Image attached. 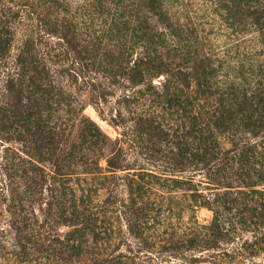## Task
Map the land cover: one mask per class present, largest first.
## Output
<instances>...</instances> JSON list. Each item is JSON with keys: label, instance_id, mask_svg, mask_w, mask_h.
Segmentation results:
<instances>
[{"label": "trees", "instance_id": "trees-1", "mask_svg": "<svg viewBox=\"0 0 264 264\" xmlns=\"http://www.w3.org/2000/svg\"><path fill=\"white\" fill-rule=\"evenodd\" d=\"M178 2L181 0H80L75 4L66 0H0V74L5 76L0 126L8 130L16 125L27 131L26 139L19 135L15 139L25 142L28 151L33 150L37 157L48 155L47 161L54 169L52 176L64 177L61 166L79 165L82 174L98 180L102 172L115 174L130 169L123 164L126 152L83 115V107L70 95L64 98V148H58L61 143L56 140V129L48 130V137L43 136L48 124L47 120L41 121L42 114L50 111L49 104L54 99L51 65L61 66L60 73L70 77L73 84L80 80L88 88L93 104L106 102L113 96L112 88L122 87L125 92L115 100L120 108L111 123H125L127 114L131 135L147 137L151 142L142 146V152L153 158L160 156L158 160L163 165L160 172L143 168L127 172L123 177L127 190H137V194L131 191V196L142 199L144 192L139 191L154 190L152 185L161 178L174 189L193 190V185L192 189L185 188L191 185L193 174L199 173L203 181L198 186L225 190L211 194L212 200L203 195L190 196L195 206L211 208L213 219L208 230L222 241L230 233L223 211H230L229 205L243 211L264 198V192L258 189L264 185V68L239 72L230 82L220 80L222 61L205 44L206 40L199 38L191 23L181 24L170 14L168 4ZM211 2L223 13L228 28L236 33L259 34L262 51L244 56L243 61L264 58V10L259 0ZM20 25L23 34L15 49L16 69L11 76L6 73L7 64ZM53 39L57 41V51L51 49ZM68 62L69 68H64ZM245 74L252 80L244 81ZM97 76L105 80L104 84L96 82ZM169 109L177 114L180 126L172 144L166 142L172 146L166 151L153 141H167L169 133L162 129L156 113ZM32 127L35 131L30 130ZM222 136L229 143L226 149L219 142ZM162 152L166 153L160 155ZM31 165L27 160L12 167L20 166L22 172H29V188L39 189L44 175L39 167ZM240 171L243 175H238ZM230 181H237V185ZM52 183L58 181L50 178ZM14 193L0 190V200L8 202L3 210L0 206V219L4 213L8 216L6 228L0 230V258L6 254L14 264H32L36 253L45 252L54 264H71V254L82 245L72 239L63 240L56 232L67 221L62 203L48 202L44 218L38 220L33 211L27 214L23 207L33 205L39 190H23L17 206ZM146 211L142 207L131 210L135 224L154 220L156 216ZM100 213L96 206L84 209L78 212L77 224L94 235L101 229L97 227L102 223ZM8 243L10 248H6ZM202 244L200 247H204ZM194 246L190 245V249ZM66 254L68 259L64 258ZM107 262L102 259L92 264Z\"/></svg>", "mask_w": 264, "mask_h": 264}, {"label": "rangeland", "instance_id": "rangeland-1", "mask_svg": "<svg viewBox=\"0 0 264 264\" xmlns=\"http://www.w3.org/2000/svg\"><path fill=\"white\" fill-rule=\"evenodd\" d=\"M66 1L75 4L80 0ZM259 2L263 5L264 10V1L259 0ZM168 6L170 14L181 24L191 23L193 25L192 27L195 28L199 38L205 39V44L222 61V68L218 73L220 80L230 82L238 77L239 72L247 73L248 70L256 72L259 67L264 68V58L262 57H251L250 60L244 59L245 61H243L244 56L250 57V55L262 51L259 34L254 31L245 34L236 33L228 28L223 22V13L216 8L211 0H181L177 4H168ZM17 28L11 58L7 64L8 71H6L11 76L16 69L14 64L15 49L23 34V27L20 25ZM52 42L51 49L57 51L56 39H53ZM69 66L70 62L64 68H69ZM240 66H243L242 70ZM51 68L55 83L53 84L55 89L52 91L54 99L49 104L50 111L46 115L42 114L41 121L47 120L48 124L47 127H44L43 136L48 137V130L56 129L59 133V138L56 140L61 143L58 148L59 150L64 148L63 142L66 136L63 131L66 128L67 113L64 98L66 95H70L72 100L83 107V115L93 121L112 142L116 143V147L119 144L121 150L124 149L126 154L122 156L125 160L123 164L130 168L115 174L102 172L98 175L101 176L100 179L97 180L95 177L93 181L90 176L82 174L79 165L70 168L61 166L60 173L64 174V177L55 175L53 177L50 172L54 169L47 161V158L50 157L46 154H42L41 157L35 156L33 150L28 151L25 142L15 139L17 135L25 136L24 139H26L27 131L16 125L8 130L3 128L4 125L0 126V190L15 192L13 195L16 196V206L22 197L23 190H39L40 194L34 196L33 205L26 204L23 207L27 214L30 210L33 211L38 220L44 218L43 214L47 209L48 202L62 203V209L66 211L64 217L67 221L57 227L56 232L59 233L61 239H72L73 242L77 241L82 245L81 248H75L76 251L71 254L73 256V259H70L71 264L77 262L92 264L95 260L102 259L108 261L105 264H264V198L257 200L255 206L243 211L239 206H236L239 210H235V206L229 205L228 208L231 210L223 211V219L230 233L220 241L215 239L212 234L210 235L208 230L213 219L211 208L195 206L190 196L192 194L194 196L203 195L212 200L211 194L222 193L225 190H205L206 185L198 186V182L203 181L199 173L193 174L191 185H187L185 188L192 189L193 185V190L174 189L171 184L163 182L161 178L152 185L154 190L139 191L144 192L142 199L136 198L137 195L131 196V191H134L132 194H137V190H127V182L123 178L128 174L127 172L139 171L140 168L146 171L160 172L163 165L162 160H158L160 156L153 158L148 153L142 152V146H147L151 142L147 137L134 138L133 134L131 135L132 125L127 121V114H124L125 123L118 126L111 123L110 119L116 115V110L120 108L115 100L121 92L125 91L122 87L112 88V97H108L106 102L100 101L93 104L87 92L88 88L80 80L73 84L70 77L60 73L61 66L51 65ZM243 79L249 81L252 80V77L245 74ZM4 80L5 76L0 74V96L4 88ZM96 80L98 84L105 82L98 76ZM156 115L164 132L169 134L166 138L167 141L162 142L155 139L153 142H156L161 150L167 151L172 146L166 142L172 144L173 134L180 126V122L177 114L170 109L158 110ZM30 130L35 131V128L32 127ZM48 142L46 141V143ZM219 142L221 148L229 147L226 137H219ZM262 148L264 153V145ZM165 153L162 152L160 155ZM27 160H31V166L39 167L44 175L39 189L29 188L30 184L26 178L29 172H22L20 166L12 167L18 162ZM100 165L102 168L105 167L103 162ZM11 167L12 169L8 171ZM261 170L264 172V166L263 169L261 167ZM238 175H243V171L238 172ZM50 178H53L54 181L57 180L58 183L50 184ZM120 178L122 179L120 180ZM235 182H231V184L236 186ZM202 188L205 191L199 190ZM258 189L264 192V185ZM131 198L135 199V202H132ZM196 199L198 198L196 197ZM5 204L8 202L0 200L2 210L5 208ZM93 206H96L97 211H100V215L103 216L102 223L97 225L101 229L94 231V235L90 233V230L87 231L79 226L76 219L79 216L78 212H83L84 209ZM136 207L147 208L146 213L156 217L154 220H143V224H135V217L131 215V210ZM20 218L21 216L16 217L18 221L21 220ZM7 220L8 216L4 213L3 218L0 219V230L2 227L6 228ZM240 222L244 224L239 225ZM197 241L203 243L204 247H200L201 243L197 246L199 244ZM9 243L6 244V248H10ZM190 245L195 246L190 249ZM64 258L68 259V254L64 255ZM31 263L54 264L51 256L45 252L36 253ZM0 264H14V262L11 260V256L5 254L0 258Z\"/></svg>", "mask_w": 264, "mask_h": 264}]
</instances>
